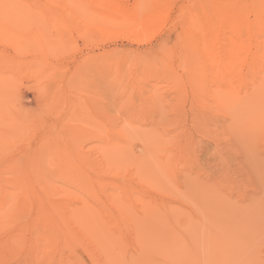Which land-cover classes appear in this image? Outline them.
Segmentation results:
<instances>
[{"label": "rangeland", "instance_id": "374dc122", "mask_svg": "<svg viewBox=\"0 0 264 264\" xmlns=\"http://www.w3.org/2000/svg\"><path fill=\"white\" fill-rule=\"evenodd\" d=\"M0 264H264V0H0Z\"/></svg>", "mask_w": 264, "mask_h": 264}]
</instances>
